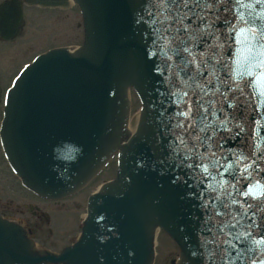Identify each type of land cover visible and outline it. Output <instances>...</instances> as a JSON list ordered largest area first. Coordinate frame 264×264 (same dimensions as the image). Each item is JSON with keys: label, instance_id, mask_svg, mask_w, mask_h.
<instances>
[{"label": "water", "instance_id": "95a60500", "mask_svg": "<svg viewBox=\"0 0 264 264\" xmlns=\"http://www.w3.org/2000/svg\"><path fill=\"white\" fill-rule=\"evenodd\" d=\"M73 3L82 45L49 50L22 69L4 98L0 141L22 184L45 199L79 191L117 153L116 177L89 197L80 235L59 254L37 250L20 226L0 218V264H153L156 230L178 247L177 264H198V201L184 177L177 183L176 169L159 163L165 85L138 23L141 0ZM22 17L18 0L1 4L0 39L13 40ZM254 84L264 89V78ZM130 89L142 108L137 126L126 129Z\"/></svg>", "mask_w": 264, "mask_h": 264}, {"label": "snow or ice", "instance_id": "6c2138e0", "mask_svg": "<svg viewBox=\"0 0 264 264\" xmlns=\"http://www.w3.org/2000/svg\"><path fill=\"white\" fill-rule=\"evenodd\" d=\"M141 4L165 85L159 163L198 201V264H264V0Z\"/></svg>", "mask_w": 264, "mask_h": 264}, {"label": "rangeland", "instance_id": "374dc122", "mask_svg": "<svg viewBox=\"0 0 264 264\" xmlns=\"http://www.w3.org/2000/svg\"><path fill=\"white\" fill-rule=\"evenodd\" d=\"M4 1L8 0H0V4ZM23 8L22 29L17 37L11 42L0 40V85L3 90L10 87V82L18 75L20 69L31 63L38 54L60 47L75 49L80 47L82 41L81 20L76 7L68 10H50L35 6ZM128 100V118L133 119L139 114L141 104L133 90L128 92ZM110 161H112L110 165L79 194L57 205L39 203V206L44 208L43 211L51 216L49 223L44 220L37 221L27 213H19L15 206L8 204V201L13 200L14 204L21 206L30 201L16 199L13 196L14 188L0 167V212L15 219L30 220L27 222L32 230L31 238L34 245L41 250L59 252L71 245L80 234L88 197L101 185L113 180L116 158ZM155 242L153 264H177L180 252L174 242L162 231L157 234Z\"/></svg>", "mask_w": 264, "mask_h": 264}, {"label": "flooded vegetation", "instance_id": "af4514ba", "mask_svg": "<svg viewBox=\"0 0 264 264\" xmlns=\"http://www.w3.org/2000/svg\"><path fill=\"white\" fill-rule=\"evenodd\" d=\"M8 1H10V0H8ZM4 2H7V1H4ZM18 2L21 5L23 17H24V11H23L24 6H35L37 8L50 9V10L51 9L68 10V9L72 8L73 6L77 8L76 5H74V4L70 5L69 2H67L66 4H63V5L45 4L42 6L35 4L31 1H27V0H18ZM77 10H78V8H77ZM78 13H79V10H78ZM79 16H80V14H79ZM22 24H23V21H22ZM1 114L2 113L0 110V122H1ZM0 167L2 168L3 172L5 173L9 183H11L12 187L14 188V190H13L14 195L13 196L16 199L22 198V199H24V201H30L28 203H24L21 206H19V204H14V202H12L13 200L8 201V204H11V206L12 205L15 206V208H16L15 210L17 212L27 213L31 216V218H34L37 221L44 220L46 223H49L51 220V216L48 213H46L45 211H43L44 208H41L39 206V203H43V204H47V205H57V204H60L62 201H65V200L72 198V197H70V198L63 199V200L51 201V200L43 199V198L37 196L36 194H34L33 192L29 191L27 188H25L22 185L18 176L15 174V172L11 168L10 164L8 163L7 158L5 156V153H4L2 142H0ZM43 207H46V206H43ZM20 208L22 210H20ZM61 212H64V211H61ZM69 215H70V213L67 215V217ZM60 217L62 218L61 215H60ZM0 218L5 220V221H8L10 223H13L15 225L20 226L26 232L28 238L32 237L31 236L32 230H31V227L29 226V223L27 222V221L30 222V220L15 219L11 215H7L4 212H0ZM49 232L51 233L50 230H49Z\"/></svg>", "mask_w": 264, "mask_h": 264}, {"label": "bare ground", "instance_id": "6f19581e", "mask_svg": "<svg viewBox=\"0 0 264 264\" xmlns=\"http://www.w3.org/2000/svg\"><path fill=\"white\" fill-rule=\"evenodd\" d=\"M67 2L72 3L73 0H68ZM139 118H140V115L139 114H137L133 119H129L128 118L127 125H126V129H127V127H135V126H137L138 121H139ZM158 233H159V230H156L155 231L156 238H157V234ZM156 238H155V240H156Z\"/></svg>", "mask_w": 264, "mask_h": 264}]
</instances>
